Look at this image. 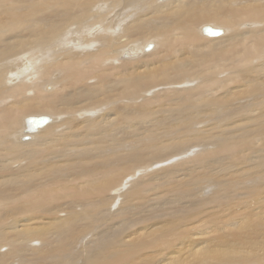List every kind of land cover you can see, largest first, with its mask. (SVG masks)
<instances>
[{
    "label": "bare ground",
    "instance_id": "bare-ground-1",
    "mask_svg": "<svg viewBox=\"0 0 264 264\" xmlns=\"http://www.w3.org/2000/svg\"><path fill=\"white\" fill-rule=\"evenodd\" d=\"M19 53L0 84V264H264V0H0V58ZM175 83L196 86L170 100Z\"/></svg>",
    "mask_w": 264,
    "mask_h": 264
},
{
    "label": "rangeland",
    "instance_id": "rangeland-1",
    "mask_svg": "<svg viewBox=\"0 0 264 264\" xmlns=\"http://www.w3.org/2000/svg\"><path fill=\"white\" fill-rule=\"evenodd\" d=\"M202 25H204V24H210V25H213V26H216V27H218L217 26V24H215V23H213V22H205V23H201ZM201 24L199 25V27H201ZM215 24V25H214ZM219 27H222V26H219ZM221 29H223V28H221ZM227 29V28H226ZM198 30H199V34L200 35H203L202 33H201V31H200V29L198 28ZM228 30V29H227ZM203 36H205V35H203ZM221 36H223V35H221ZM205 37H208V38H210L209 36H205ZM220 37V36H219ZM211 38H213V37H211ZM216 38V37H215ZM152 42V43H154L153 41H155V40H146L145 41V43H141L140 44V42H137V43H135V42H131L132 44H135V45H137V46H140V47H142V46H144V44H146L147 42ZM155 44V43H154ZM156 45H157V43H156ZM80 48V47H79ZM3 51H4V49H3ZM25 51V50H24ZM82 51H83V49H82ZM22 52V51H21ZM21 53H19V54H14V55H12V56H10L9 58H0V84L2 83V82H4L3 84H5V83H7L6 82V80L8 79L9 80V82H12V81H14V83H15V81H16V79H15V73L14 72H12V71H14V69L15 68H13L11 65L13 64V66L16 64V63H18L19 61H17L16 63H14L15 62V60H14V58H16L17 56H19ZM122 54V53H121ZM33 56V55H32ZM138 58V61L141 59V57L143 58V59H146V56H144V55H138L137 56ZM27 58H29V61L30 60H32V57H31V55H30V57L29 56H27ZM37 58H39L38 59V61L36 60L35 61V59H37ZM140 58V59H139ZM51 59L52 58H50V62L49 61H47V59L46 58H42L40 55H38V56H35L34 57V60H32L33 62H31L30 61V64L32 65V67H29L27 70V72H29L28 74L29 75H31L30 77H33V80H35V78L37 79V75H38V80L36 81V86L38 87L39 85H41V86H39L38 87V90L39 89H44V90H42V91H40V92H45V93H49L51 90H53L54 88H57L59 85V80H58V77L57 76H59V72H60V68H56L55 69V67L53 68V72H52V74L54 73V76H55V82L53 83H51V79H50V76L49 75H47V74H45V75H43V76H45V78H43V77H41V73L43 74L44 73V70H46V68H44L43 66H45V65H48V64H50L51 63ZM62 59V58H61ZM114 59H116V64H119L120 62H123L121 59H120V57H118V56H116ZM43 60H45L44 62H43ZM120 60V61H119ZM142 60V59H141ZM53 61V60H52ZM10 62H12V64L10 63ZM6 63H7V65H6ZM131 63H135V62H131ZM19 64V63H18ZM18 64L16 65V67L18 66ZM5 66H7V67H11L10 69H7L8 70V73H6V71H5V69L6 68H4ZM108 67H111V66H108ZM2 68H4V70H2ZM18 68V67H17ZM38 68V69H37ZM31 69V70H30ZM42 69H43V71H42ZM21 70H23V68H21ZM39 70V71H38ZM57 73H56V72ZM39 73H40V76H39ZM3 74V75H2ZM10 75V77H12V78H14V80L13 79H9L8 77H6L7 75ZM34 74V75H33ZM36 75V76H35ZM49 77V78H46V77ZM53 76V75H52ZM19 77V76H18ZM40 77H41V80H40V82H39V79H40ZM54 78V77H53ZM56 78H57V80H56ZM1 79H2V81H1ZM17 80H18V78H17ZM45 81V82H44ZM57 81V82H56ZM41 82H43V83H41ZM46 82H48V83H46ZM41 83V84H40ZM58 83V84H57ZM3 84H1V85H3ZM8 84V83H7ZM6 84V85H7ZM178 83H175L174 84V87L172 86V85H168V84H164V86H163V90H165L166 88H168L169 87V90H170V92H180V93H184V90H186V92H188V93H191L190 91L191 90H193L192 88L193 87H195L196 85H194V84H189V85H187L186 86V84H181V85H177ZM0 85V86H1ZM9 85H13V84H9ZM185 85V86H184ZM36 86H33V87H30V90H29V87L28 86H26L25 88H27V90L28 91H30L31 92V96H35L36 94H38L39 92L37 91V87ZM56 86V87H55ZM171 86V87H170ZM178 86V87H177ZM183 88H182V87ZM190 86V87H189ZM3 87V86H2ZM34 87L36 88V89H34ZM179 89H177V88ZM180 87L183 89V91H180L181 89H180ZM173 88V89H172ZM176 88V90H174ZM187 88V89H186ZM189 89V91H187ZM0 90H2V88L0 87ZM26 90V89H25ZM34 90H36V91H34ZM49 92H48V91ZM161 89H158V90H156V91H154V93L155 94H150L149 95V98H150V96H155V97H158V96H161V95H163V92L161 93V92H159ZM34 91V92H33ZM47 91V92H46ZM165 91H167V89L165 90ZM157 92V93H156ZM167 92H169V91H167ZM174 92V94H172L171 95V98H170V100L172 99V98H174V97H176V96H180V95H182V94H180V93H175ZM159 93V94H158ZM161 94V95H160ZM185 94V93H184ZM158 95V96H157ZM256 97H258V95H255V96H249V97H246V98H244L243 100H240L239 101V104H241V103H245L246 102V104H252V105H254L255 104V101H256ZM5 99V97H3L2 99H1V102H0V105H2L3 104V101L2 100H4ZM151 99V98H150ZM5 101V100H4ZM142 102H144V100H141V98H139V100H138V102H136V103H142ZM234 102L235 101H233V102H230V104L232 103V105L234 104ZM122 103V102H121ZM155 103H157V101H155ZM155 103H151L152 104V106L153 107H155ZM153 104H155V105H153ZM158 105V104H157ZM186 105H187V103H186ZM157 107V106H156ZM204 108H205V105L203 106ZM195 109H197V110H202L203 108L201 107L200 109H199V107H197V106H195L194 107ZM210 108H211V106H210ZM253 109H256L255 107H253ZM252 109V110H253ZM205 110H207V112L205 111ZM204 111L206 112V113H204V111H202V112H200V114L202 113V115L203 116H200V114L198 115V120L197 119H195V120H193L194 122H195V125H194V123L193 124H190V131H189V133L191 132V134H189V136H192V137H194L195 136V132L197 133V132H199L201 129L203 130V128L202 127H204L203 125H211L212 123L211 122H209V120L210 121H212V118L210 119V116H208V114H210L209 112V108H206ZM190 111V110H189ZM239 111H242V110H239ZM87 113V112H86ZM85 113V115H83V117H87V116H91L90 114H86ZM29 114H31V113H29ZM32 114H39V113H32ZM48 114V113H47ZM82 114H84V112H82ZM252 114H256V112L255 113H252ZM27 115V114H26ZM50 115V116H49ZM53 115H55V114H53V113H51V114H48V115H46L45 113L43 114V115H30V116H47V117H49L50 118V120H49V122L50 123H52L51 121H52V119H53ZM61 114H57V116H60ZM27 117H29L28 115H27ZM26 117V118H27ZM61 117V116H60ZM205 119H209V120H205ZM208 117V118H207ZM202 118V119H201ZM201 119V120H200ZM202 120L204 121V123L202 122ZM208 121V122H207ZM196 123L197 124H199V125H196ZM208 123V124H207ZM24 124H25V128H26V122H25V120H24ZM208 125V126H209ZM193 126L195 127V126H197V127H195V129H194V133H192L193 131H191V129H193ZM21 127V126H20ZM196 128H199V130L198 129H196ZM201 128V129H200ZM38 130V129H37ZM198 130V131H197ZM39 131V130H38ZM38 131H34L35 132V136H41L42 134L39 132V135H37L38 134ZM18 132V131H17ZM30 133L31 132H28V133H26L25 134V136L23 137L24 139H26V140H23V141H31V139L33 138V140L34 139H36V137H34L33 135L34 134H32V135H30ZM33 136V137H32ZM120 138H123V136H121ZM193 143V144H192ZM189 145V146H188ZM204 145V144H203ZM203 145L202 144H197V141H193V142H191V143H189V144H187L185 147V151H188V150H191L192 152H194V151H197V152H200V147H202L203 148ZM191 152V153H192ZM197 152H195V153H197ZM175 157H177V155L175 156ZM156 169H158V168H156ZM156 169H153V170H156ZM153 170H151V171H153ZM125 187H126V184L124 185ZM116 191L117 192H119V190H117L116 189Z\"/></svg>",
    "mask_w": 264,
    "mask_h": 264
},
{
    "label": "water",
    "instance_id": "water-1",
    "mask_svg": "<svg viewBox=\"0 0 264 264\" xmlns=\"http://www.w3.org/2000/svg\"><path fill=\"white\" fill-rule=\"evenodd\" d=\"M203 32L207 35H219L222 33V30L215 29L209 26L203 28ZM152 45H149L147 49H150ZM50 118L47 116H29L25 118L26 122V132H34L40 127H43L49 122Z\"/></svg>",
    "mask_w": 264,
    "mask_h": 264
}]
</instances>
